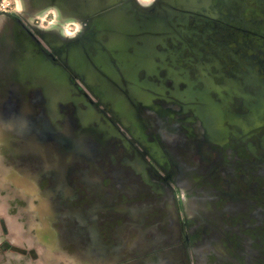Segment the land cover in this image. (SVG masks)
I'll return each instance as SVG.
<instances>
[{
	"label": "rangeland",
	"instance_id": "1",
	"mask_svg": "<svg viewBox=\"0 0 264 264\" xmlns=\"http://www.w3.org/2000/svg\"><path fill=\"white\" fill-rule=\"evenodd\" d=\"M1 105L0 264H264V0H0Z\"/></svg>",
	"mask_w": 264,
	"mask_h": 264
},
{
	"label": "crops",
	"instance_id": "2",
	"mask_svg": "<svg viewBox=\"0 0 264 264\" xmlns=\"http://www.w3.org/2000/svg\"><path fill=\"white\" fill-rule=\"evenodd\" d=\"M9 111H7L6 110V107H3L2 105L0 106V114H4V113H8ZM13 112V111H12ZM12 125H14V123L12 122ZM8 158H10L8 161H13L14 159H13V156L12 155H9V157ZM47 170V169H46ZM7 174H9V176H11L12 174H16V172H17V169H15V168H13V167H9V168H7ZM18 173H19V171H18ZM17 173V174H18ZM19 175H20V177L21 178H28L30 175L29 174H25L24 172H20L19 173ZM30 178V177H29ZM31 181V180H30ZM27 182V184H26V186H27V191H28V193H30L31 194V191H32V189H33V184H32V182ZM8 188H11L12 189V193L13 194H19V190L16 188V184H11ZM41 191V198L42 199H44V201H45V204H46V206L48 207L49 206V203H51L52 204V207H56V205H54V201H52V199H49L48 198V196H46L45 195V193H44V191L41 189L40 190ZM93 191H94V189H93ZM46 193H47V191H46ZM30 194H28V197H29V195ZM30 198L32 199L33 197L32 196H30ZM14 202V201H13ZM41 202V201H40ZM12 204V203H11ZM42 204V203H41ZM56 204V203H55ZM10 209L11 210H13L12 212H14V207H13V205L10 207ZM11 215L12 216H17V214H15V213H11ZM74 239L75 240H77V241H83L84 240V237H74ZM3 242L5 243V247H7V249H8V247H9V245H8V242H7V239L5 238L4 240H3ZM29 249H27V248H25V249H23L22 251H17L16 249H9V251L8 252H10V253H13V254H19V253H21V255L23 256V257H25V256H27L28 258H29V254H30V251H28ZM68 259H71V260H68ZM67 260L68 261H71V262H73V264H89V263H91V262H95V261H91V262H87V261H83V260H81L78 256H77V258L76 259H74V260H72V258H68ZM111 258H108V260H110ZM67 260H65L64 262H63V264H68L69 262H67ZM57 263H59V264H61L60 262H57ZM20 264H34L33 262L31 263V261L28 259L27 260V262L26 261H21L20 262ZM92 264H96V263H92Z\"/></svg>",
	"mask_w": 264,
	"mask_h": 264
}]
</instances>
